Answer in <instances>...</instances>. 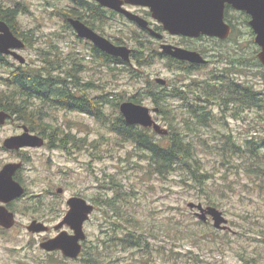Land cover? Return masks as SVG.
<instances>
[{"label": "rangeland", "instance_id": "obj_1", "mask_svg": "<svg viewBox=\"0 0 264 264\" xmlns=\"http://www.w3.org/2000/svg\"><path fill=\"white\" fill-rule=\"evenodd\" d=\"M10 10L17 11L14 26L28 43L29 50L20 52L27 61V69L50 67L52 70V65H59L51 72L61 78L57 81L63 83L62 88L69 97L67 104L71 105L73 97L79 96L84 103H89L91 113L88 109L84 113L31 99L21 105L25 107L24 115L16 114L0 126V170L6 163L18 161L17 155L5 150L2 143L9 136L21 133L22 126L49 132L54 135L52 140L56 138L55 143L65 141L64 150L59 147L49 152L44 147L30 151L33 158L20 174L30 197L14 206L16 227L8 233L0 231V264H73L40 251L38 244L46 234L32 235L25 226L33 219L53 225L63 216L64 202L69 195L79 192L94 197L99 191L101 205L85 228L87 242L92 246L98 243L99 250L93 253L98 264H135L139 261L134 256L139 254L132 249L113 248L110 256L108 251L101 252L103 241L109 234L116 233L115 227L119 225L122 226L119 231L136 229L145 239L147 237L154 245L167 250L173 244L177 247L172 251L173 257H167L166 262L159 259L148 263L150 258L146 257V264H244L240 255L257 257L258 264H264V177L259 175L257 184L253 183L254 178L244 167L245 159L240 158L243 155H218L226 137L244 151L248 140L264 136V108L231 103L221 108L219 100L199 103L202 100L196 94L195 98L190 96L189 102L196 100L194 106L203 110L213 124L218 123L211 128L197 129L194 136L197 144L206 141L214 152L200 155L203 172L208 178L204 189L188 181L184 184L178 173L164 179L152 174L146 151L115 132L117 118L121 117V103L139 99L136 104L157 108L147 97L150 89L159 91L160 87L155 83L157 77L166 81V94L174 87L184 90L180 87L189 83H194L193 91L199 92L209 85L218 88L232 82L264 95V67L257 57L260 48L254 43L250 19L229 13L234 29L227 41L172 39L184 46H192L210 61L207 66L189 71L170 65L165 59L150 58L149 49L154 47L149 43L136 44L132 31L125 28L119 31L116 22H97L96 26L101 28L104 36L117 43L141 50L146 57L145 65H138L133 58L129 64L112 60L103 62L101 55L92 53L89 46L78 42L73 30L66 27V18L79 14L67 0H0V17ZM13 62L12 58L0 62V92L8 89L6 80L12 69L7 63ZM214 71L228 72L230 76L221 78V84H216L210 80ZM137 92H145L146 97ZM1 97L2 101H7L5 95ZM162 101L165 112L154 113L152 118L168 132L170 124L175 131L184 130L180 122L186 117L182 102L167 95ZM136 130L146 135L144 129L136 127ZM149 130L159 141L163 137ZM261 151L264 154V148ZM59 186L65 189L62 198L48 196ZM34 195H40V198L31 199ZM208 197L214 201L212 207L220 210L227 219L229 230L215 234L211 219L205 223L209 226L197 225L196 211L190 210L187 204L206 206ZM38 201L43 202L41 206L35 205ZM53 202L56 206L51 208ZM170 224L175 226L167 227ZM185 228L192 229L190 234L195 238L182 239ZM174 229H180V232L176 234Z\"/></svg>", "mask_w": 264, "mask_h": 264}, {"label": "trees", "instance_id": "obj_2", "mask_svg": "<svg viewBox=\"0 0 264 264\" xmlns=\"http://www.w3.org/2000/svg\"><path fill=\"white\" fill-rule=\"evenodd\" d=\"M15 15V12L13 13ZM97 54H101V57L105 60H111L120 62L118 59L111 58L100 51L95 49ZM131 58L137 61V64L144 66L146 57L144 55H138L132 52ZM153 58V56H151ZM111 59V60H110ZM2 59H0L1 62ZM173 62L172 60H170ZM176 62V61H174ZM144 64V65H143ZM177 65L181 68L185 67L182 63L177 62ZM53 69H44V70H32L26 69L22 70L20 68H15L9 72L7 77L8 89L2 90L0 95H5L7 101H2L0 98V110L10 113L11 115L23 114L25 107L21 105L24 101H30L35 99L45 104L47 102H52L56 105H60L63 108L66 107L69 97H66V92L62 88V82L57 81L61 79L58 76H54L51 71L57 70L60 66L55 64L52 65ZM193 67H189V71H192ZM166 87V86H165ZM165 87L160 92H148L147 97L151 98L155 103L156 107L160 109V112H165V105H163L162 99L164 96H170L182 102L183 108L186 110V117L181 119L183 124V129L180 131H175L174 126L170 124V132L168 135L163 136L160 141L155 138L153 134L150 133L149 129H144L146 135H141L136 130V127H131L125 125L123 118H117V129L116 133L120 137L126 139L127 141L132 142L136 146L144 149L146 155L148 156V166L149 171L158 175L161 178H166V176L178 173L181 176V180L184 184H188L186 181L191 182L193 185L197 184L200 186V189H204L205 184L208 183V178L203 172L202 160L200 155L203 153H214L213 149L210 146H207L206 141H202L197 144V140H194L195 133L199 128H211L213 125V120L208 119L205 112L201 109H197L194 104L196 100L192 99L189 102V98L201 99L199 103H206L210 100H219L220 107L225 108L227 104H238L239 106L246 105L249 108H264V95L259 94L253 91L251 88H244L238 84L227 83L221 84L218 88L215 85H209L203 87L199 92L193 91L194 83H189L185 85L184 90L178 88H173L170 93H164ZM142 97H146L145 92H137ZM223 94V95H222ZM224 97V98H223ZM73 100V99H72ZM135 103H139L140 100L136 99ZM133 102V103H134ZM70 107L80 110L89 111V103L83 102L80 100H73L70 103ZM260 110H263V109ZM23 119V118H22ZM229 137H226V140L223 142L222 147L219 150V154L222 157H225L226 154L233 155H243L240 158L245 159L244 167L248 169L252 178H254L253 183L257 184L259 181V175L264 177V154L261 151L264 148V136H258L254 139L248 140V146L244 151L240 150L236 145H234ZM263 154V155H262ZM262 155V159H261ZM183 178V179H182ZM207 205L214 206V201L211 197L207 199ZM118 220L121 221L120 216L116 214ZM197 225H203L204 223L198 221ZM208 225V224H204ZM175 225H168L167 227H172ZM209 226V225H208ZM116 228V233L109 234L106 240L103 241L102 251L109 252L113 248H119L120 250L129 251L134 250L139 259L135 264H146V257H149L150 260L148 263H153L159 259L163 262H166L167 257H173L172 251L174 248H177L174 244L173 247L169 250L166 247L154 245L151 239H145L143 233H140L138 230L133 229L127 232L119 231L122 229V226L119 225ZM176 234L180 232V229L172 230ZM211 231V230H210ZM192 229L185 228V234L182 239L189 240L190 238H195L194 235H191ZM222 231L214 230V233H221ZM213 233V234H214ZM173 239V238H172ZM223 239V238H222ZM202 240V239H201ZM244 264H258L260 260L256 257H245L240 255ZM110 262H115L110 259ZM87 264H98V258L95 255L92 256V259L87 262Z\"/></svg>", "mask_w": 264, "mask_h": 264}, {"label": "water", "instance_id": "obj_3", "mask_svg": "<svg viewBox=\"0 0 264 264\" xmlns=\"http://www.w3.org/2000/svg\"><path fill=\"white\" fill-rule=\"evenodd\" d=\"M223 3H228L238 11H246L250 17L249 26L255 37L254 43L260 48L257 57L260 64L264 67V0H164L159 5L150 7L154 17L163 25V28L174 35H183L187 37H197L199 35H207L227 38L230 33V27L223 21ZM112 9L120 10L117 6L103 3ZM130 20L135 21L140 27L146 28V23L141 19L130 16ZM73 30L79 38H85L92 42L94 47L101 52L114 58H119L123 62L130 61V49L123 46H115L110 41L102 38L92 30H90L82 22L69 19ZM24 44L14 38L9 31L7 25L0 21V54H10L9 48H23ZM163 54L174 59L186 61L189 63L204 65L206 60L197 52H191L171 46H162ZM15 59L24 64V58L21 55L12 53ZM155 83L165 86L166 81L162 78H155ZM119 112L123 120L128 126H140L152 129L160 136H166L168 131L152 118V114L158 113L159 108L150 109L144 105L135 104L131 101L123 102L119 105ZM8 113L0 110V126L4 125ZM24 133L20 136H12L4 140L3 146L7 150H19L23 147H39L42 140L28 133L24 127ZM20 164L8 163L0 170V202L8 203L14 198L20 197L24 193V189L14 182L13 176ZM82 201L79 205H82ZM190 210L196 211L195 216L199 221L205 223L211 219L213 227L218 231L229 230L228 221L220 210L212 206H203L201 203L190 202L187 204ZM81 207L72 205V209L65 216L62 225L68 224L74 230L72 236L66 233L42 242L40 247L47 251L59 250L65 257L75 259L80 253V241L85 240V234L82 225L87 216L81 217ZM91 211V207L86 208V213ZM15 223L14 215L9 213L4 207H0V226L6 229L11 228ZM29 233H41L47 228L36 221H33L27 228Z\"/></svg>", "mask_w": 264, "mask_h": 264}, {"label": "flooded vegetation", "instance_id": "obj_4", "mask_svg": "<svg viewBox=\"0 0 264 264\" xmlns=\"http://www.w3.org/2000/svg\"><path fill=\"white\" fill-rule=\"evenodd\" d=\"M163 1L164 0H67V2L71 5V8L74 11H78L79 14H77V15L72 14L73 17L66 18V21L68 23V25L66 27L68 29L73 30L71 24L69 23V19L78 20V21L82 22L84 25H86L90 30H92L94 32V34H96L102 38H105L106 40H108L112 44H114L115 46H123V47L128 48L127 45H121V44L117 43V41H114L111 38L104 36L102 34V32L100 31L101 28L99 30V29H97V26H96L97 22L98 23L116 22V25H117L116 27L119 31L123 28L129 29L130 31H132L133 40L136 44L144 46L146 43H149L154 47L153 49H149L150 58H151V56H153V57L159 58L161 60L165 59L169 62L170 65H177V62H179V63H182L183 66H185V67H183V69H189V67H193V69H196V67L207 66L208 64H210V61L207 58H205V56L202 53L197 51L192 46H189V45L184 46L182 44H179V43L173 41L172 39L179 38V39H182L185 41H197V40H202V39L207 38V39H212V40L213 39L218 40L219 42L220 41H227L230 38V36L233 34V29H234V21L229 19V13L231 15H241V16H243V18L245 20L247 18L250 19V17L247 15L246 11H238V10L234 9L231 4L223 3V8H224L223 9V21L226 25H228L230 27V33H229V36L227 38L221 39L218 37L207 36V35H199L197 37H187V36H183V35H174V34H170L169 32H167L163 28V25L154 17V15L150 9L151 6L159 5ZM219 1H221V0H217V2H219ZM103 3H107V4H110V5L115 6V7L117 6L120 10H116V9H112V8L107 7V6H104ZM14 12H15V15H13ZM125 13H128L130 16H135V17L141 19L142 21H144L146 23V28H142L135 21L130 20L128 15H126ZM17 16L18 15H17L16 10H10V12L7 11L6 15L0 17V21L7 25L12 36L14 38H16L17 40L21 41L24 44V47L23 48H9L8 51L10 52V54H5V55L0 54V59H2L1 61H5V58H12L14 60V62L11 65H9L7 63V65L12 70L15 68H20L22 71V70L27 69V66H25V64L27 63L26 59L24 58V64H21L17 59L14 58L12 53L21 55L20 52H24L25 50H29V47H28V43L26 41V37H24V36H22V34L18 33L16 31V28H15L16 26H14V21L17 18ZM73 34L77 38L78 42L89 46L91 48L92 53L96 52L95 49L97 51H100L98 48L94 47V45L92 44L91 41H89L85 38H79L74 30H73ZM162 46H171L174 48H180V49H184V50L191 51V52H197L206 60V64L197 65V64L186 62V61L174 59V58H172L166 54H163ZM128 49H130V51H131L130 59H131L132 52L136 53L138 55H144V53L141 50L135 51L132 48H128ZM141 49H144V47H141ZM100 53H103V52L100 51ZM103 54H105V53H103ZM99 55H101V54H99ZM111 58H114V57H111ZM114 59H118L120 62H123L119 58H114ZM170 60H172L173 62H171ZM174 61H176V62H174ZM114 62H116V61H114ZM214 72H215V75H213L210 80L215 81L216 84H221V80H220L221 78H229L228 76H230V74L228 72H218V71H214ZM163 88L164 87L158 88L159 91H156V92H160ZM73 100L83 101V99H81V97H79V96L73 97ZM66 108H71V107H70V105H66V107L64 109H66ZM88 108H90V106ZM71 109L79 111V112H84V113L87 112V110L86 111H80V110H77L74 108H71ZM89 113H91L90 110H89ZM39 114H40V111L37 112V115H39ZM8 115H9V117L6 119L5 123L7 121H9L12 116H16V115H11L10 113H8ZM24 127H26V126H22V128H21L22 132L21 133H18V134L12 135V136H20L21 134H23L24 133V129H23ZM27 131L29 134L34 135V136L38 137L39 139H41L42 145L39 147H37V146L36 147H23V148H20L19 150H7L4 148L3 143H2V147L5 150L11 151L17 155L18 161L9 162V163L21 165V167L16 170V172L13 176V180L15 183L19 184L24 189V193L20 197L14 198L13 200H11L8 203L0 202V207H4L9 213L13 214L14 220H15L14 225L9 229H6V228H3L0 226V231L2 233H8V231H11L17 225V220H16L17 218H16V214L14 213V211H15L14 206L16 205V203H18L19 201H27L30 197L29 191H28L27 187L25 186L24 179H23V177L20 176V174L26 169L27 163L29 164L33 158L31 156L30 151H32V149H41L44 147L49 152H52L55 148H58V149L62 148V150L65 149L64 148V143H65L64 139L57 141V143H55L56 138H54L52 140V137L54 135L49 134V132H46L45 130L35 131V129H33L32 127H28ZM12 136H9V137H12ZM3 142H4V140H3ZM6 164H8V163H6ZM99 188L101 190V188H102L101 185L99 186ZM46 193H48V191H46ZM64 193H65V189L59 186V187H56L53 191H50L48 193V196H51L54 199H58V198H62ZM38 198H40V195H34L31 199H38ZM80 201L83 202L82 205H79ZM101 202H102V197H101L100 191L98 193H96L94 197H88V196H86L82 193H79V192L73 193V194L69 195L64 202L66 205V209L64 211L63 216L53 225H47V224H45L46 222H42V221H39L37 219L31 220L30 224L33 221H36L38 223L43 224L47 228L46 231L41 232V233H31L32 235H39V236L46 234V236L41 237L40 242L38 244V249L40 251L46 253V254H53V255L59 256L61 258L62 262L73 263V264L74 263L87 264V262L92 259V256L94 255L93 253H95L96 251L98 252L99 247H98V243H96L94 246H92L89 244V242H87V234L85 232V228H86V224L90 222L92 215L97 211L98 207L101 205ZM41 203H43V202L38 201L35 203V205L41 206ZM72 205L75 207V210H77V207H79V206L82 208L81 214H80L81 217H83V215L87 216L86 220L84 221V223L82 225V230L84 231V234H85V240L79 242L80 253H79L78 257L75 259L65 257L62 254V252L59 250L47 251V250H44L40 247V244L42 242L53 239V238L59 236L60 234L66 233L67 236H72L74 234V230L72 229V227L70 225H68V224L62 225V222H63L65 216L72 209ZM55 206H56V202L50 203L51 208H54ZM87 207H91V211L89 213H86ZM35 213H38V212L35 211ZM29 225L25 226V228H27Z\"/></svg>", "mask_w": 264, "mask_h": 264}]
</instances>
